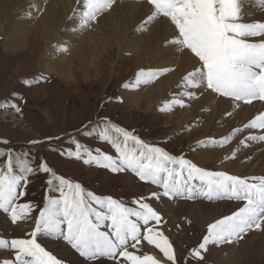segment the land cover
I'll return each mask as SVG.
<instances>
[{"label":"snow or ice","instance_id":"snow-or-ice-1","mask_svg":"<svg viewBox=\"0 0 264 264\" xmlns=\"http://www.w3.org/2000/svg\"><path fill=\"white\" fill-rule=\"evenodd\" d=\"M114 3L115 0H82L80 29L90 27ZM146 3L150 14L145 23L166 18L174 26L170 43L194 60L193 70L183 77L184 97L194 98L195 93L187 91L189 88H203L236 102L237 107L239 102L264 101V22H244L242 0H146ZM254 3L264 10V0ZM168 71L171 69H141L134 81L123 87L138 89ZM40 79L25 83L31 86ZM175 106L185 107L184 99H172L165 107L171 110ZM12 107L20 111L15 104ZM245 128L264 130V113L255 116ZM93 131L114 149L116 156L89 149L76 140L72 141L74 151L61 155L112 173L130 171L140 181L161 190L151 194L155 200L202 197L208 201L238 202L231 214L207 226V235L191 252L193 258L203 260L202 253L208 251L210 244L239 242L249 232L264 231V177H239L202 169L110 121L84 135L91 136ZM240 131L236 129L231 136L209 143L224 146ZM248 139L264 140V135ZM34 163L27 153L0 151V212L10 217L13 224L33 210L31 203H18L26 194L21 189L26 188L30 176L49 174L46 181L49 190L59 194L47 198L28 238H0V250L14 252L13 259H0V264H64L37 242L41 233L66 241L87 264H105V260L112 264H177L173 244L159 227L163 218L149 202L136 199L130 202L133 206H128L122 200L96 195L80 183L59 176L46 161L33 167ZM108 225L110 232L102 230ZM145 241L158 249L162 258L143 251L139 245Z\"/></svg>","mask_w":264,"mask_h":264},{"label":"rangeland","instance_id":"rangeland-1","mask_svg":"<svg viewBox=\"0 0 264 264\" xmlns=\"http://www.w3.org/2000/svg\"><path fill=\"white\" fill-rule=\"evenodd\" d=\"M13 12L14 15H12V20L14 21L16 11ZM107 12H109V10L106 11V13ZM253 17L252 15L245 16L244 22L246 20L249 22H264V20L257 19L259 18L258 16L253 15ZM2 19V23L5 25L6 20H4V18ZM77 22H79V18ZM7 27L6 24L2 30L0 28V141H8V143H0V151L7 152L11 150L17 154L27 153L28 158L35 162L33 167L38 165L41 161H46L59 176L80 183L87 191H91L96 195L102 197L111 196L117 200H122L128 206H133L130 203L133 200H145V198V202L149 200V203L153 205L152 202H155V199H153L150 194H152L153 191L155 192V189L156 192H160L161 190L151 183L140 181L139 178L130 171L112 173L108 169L86 165L82 160L69 159L66 155H61V153H67L69 150L74 151V145L72 144L73 140L78 141L89 149H99L106 154L116 156L117 154L114 149H112L108 143L101 141L96 136L95 131H93L91 136L84 135L89 129H94L97 125L102 127L105 121H110L112 124L132 132L150 145L162 147L171 155L177 157L183 156L185 159L195 163L193 161V156L198 147L195 146H202L200 142L196 144V140L206 135L204 131H201V124L196 121L189 126L181 128L177 127L174 123H170L171 119L168 117L179 109H189V104H185V107L175 106L171 110H167L165 106L170 103L172 98L169 97L174 94L170 92L171 94L168 93L166 95L167 98L160 99L158 108L151 111H147L144 105L138 110L132 106H126L123 100L122 90L128 92V89H125L123 85L130 84L135 75L134 67L131 62L133 58L132 53L124 52L120 54L113 50L115 54L112 52V56L109 58L102 53H98L97 49H94L93 53L96 52L97 55H95V58L92 57L91 61L83 57V61L87 65L84 63L85 66H82V68L75 60L72 61L71 74L73 80L67 85L58 80L56 75H54L55 73L48 72V68H51V66L58 67L57 65L60 64L62 59L66 62L69 59L68 55L78 46L77 42H73L74 40L71 43L67 42L68 44L64 43V38H67L66 35L72 34L71 29L68 28L67 25L61 29L62 33L60 37L58 36L60 31H54L53 36L55 37V42L50 46L45 45V41L42 40H48V38L50 40L49 35H46V33L44 34L45 30H41L43 34L41 36L30 33L25 49H21V51L18 50L17 52L8 47L10 46V42L6 41L5 38L8 31ZM104 29L105 27L101 24L100 29H98L96 33L98 34L102 30L104 31ZM135 31L137 33H144L145 29ZM45 35L46 37H44ZM13 44L15 43H12V46ZM172 46H174L178 52H181L177 46ZM65 48H67L68 51H63ZM49 50L52 53H49ZM58 59L60 61H58ZM43 60L44 63L47 62V68H41L39 65V61L42 62ZM69 62L71 61L68 60L66 63ZM148 65L150 66V64L146 63L143 69H151ZM81 69L85 70L83 71ZM152 70H154V68H152ZM155 70H157V68ZM38 77H42L39 83H33L31 86L25 83V81H35ZM158 79L148 83V86L146 84H144V86L146 89L155 86ZM134 94L135 93H133V95ZM178 98L188 100L182 93L179 94ZM195 99L196 98H192L188 101H194ZM262 102L264 103V101ZM13 104L19 107V112L12 107ZM209 112V110H202L199 112V115H205L206 117L211 116L214 118L213 114ZM197 118L202 119L203 117ZM228 118V115L222 116V119L227 120ZM239 127L234 128V130L241 129L235 136L241 138L243 134L248 132H252L248 135L250 137L257 136V129H246L245 126ZM232 133L233 132H231V134ZM253 133H255V135H252ZM231 134L229 136H231ZM235 136L232 140L238 138H235ZM221 139L210 138L208 141L206 139L202 148L215 147L224 149L229 147L230 143H227V146H216L209 143V141H218ZM242 141L244 142L245 139L239 141V149L243 150L245 147L246 150L250 149V143H241ZM248 141H259L264 144V140L259 139H249ZM193 142L194 146L192 144ZM254 157L255 155L246 159L244 162L247 163V161L253 160ZM234 161L235 157L228 154L226 162L233 163ZM196 165L205 170L220 171L217 166L212 164L205 167L198 164ZM223 172L229 173L227 171ZM252 177H264V175ZM49 178L50 175L45 173L32 175L29 178L30 182L27 184L26 188L21 189V191H24L26 194L18 203H31L33 205L31 214L25 218L26 227L19 222L13 224L10 217L0 212V216L5 217L9 223L7 238L5 239L28 238V233L34 230L35 224L33 223L38 219L39 212L43 209L47 198L49 196L58 197V193L49 190V186L46 183ZM128 179H131L130 182ZM149 189L152 190V193L148 194ZM170 200H174L173 204L175 207L177 202L192 204L202 201L203 203L211 204H238V202L235 201L229 202L227 199L208 201L202 197L192 200L184 198ZM178 208L179 207H176L174 210V214L178 218L177 225L175 226L177 229L180 228L178 232H184V238H182V236L180 237L182 239L176 242L174 238H170L167 234H164L173 244L177 257V264H214L212 260L214 255H212L209 250L202 253L204 256L203 260L193 258L191 252L194 248L198 247L203 237L207 235V226L214 223L217 219L209 223L201 231H198L197 228L194 227L193 221L189 217L182 215L180 208ZM160 213L161 211L159 214ZM160 215L163 219H166L164 214L162 215L161 213ZM167 221V219L162 220V224L159 226L163 233H165V231L162 225H166ZM102 230L110 232V225ZM253 232L254 231L251 233ZM247 235H245V237ZM258 239V241H255L256 237L253 239L256 242L255 250L254 252L252 251L251 256L246 255L248 258L243 256V264H264V240L261 237ZM51 241L53 245L59 241L65 248L67 247L66 249L68 251L84 259L80 257L74 249L70 248L63 239L51 238ZM37 242L41 244L38 236ZM41 246L44 247L42 244ZM139 247L146 253L148 250H152V253L148 254H157L156 256L158 258H162V254L159 253V250L155 249L154 246L147 245L146 241L142 242ZM45 249L50 251L46 247ZM219 249L221 248L219 247L217 251ZM7 253L5 257H0V259L14 258V252L7 251ZM217 253L218 252H216V255L219 256L220 252Z\"/></svg>","mask_w":264,"mask_h":264},{"label":"bare ground","instance_id":"bare-ground-1","mask_svg":"<svg viewBox=\"0 0 264 264\" xmlns=\"http://www.w3.org/2000/svg\"><path fill=\"white\" fill-rule=\"evenodd\" d=\"M81 4L82 0H80V3H78V0H0V28L2 30L6 24L8 26L7 34L6 36L4 35L6 41L10 42V46L8 47L16 52L25 49L30 33L41 36L43 35L41 30H45L44 34L49 35L50 40L49 38L48 40H42L45 41V45L50 46L55 42V37L53 36L54 31H60L58 34L60 37L62 33L61 29L67 25L71 29L72 34L66 35L67 38H64V43H71L73 40V42L78 43L77 48L68 55V60L71 62L66 63L68 60L65 62L64 59L61 61L58 59L60 61V64L57 65L58 67L51 66V68H48V72L55 73L54 75H56L58 80L64 84L68 85L73 80L71 74L72 61L75 60L82 68V66H85L83 57L91 61L92 57L95 58V55H97L96 52L93 53L94 49H97L98 53H102L109 58L112 56V52L115 54V51L120 54L124 52L133 54L131 62L135 75L130 83L134 81L136 74L144 68L146 63L150 64L148 66L151 69L154 68V70L156 68L157 70L171 69L164 76H160L155 86H149L150 88L146 89L144 85H141L138 89H128V92L122 90V96L126 106H132L138 110L144 105L147 111H151L158 108L160 99L165 98L168 93H174L173 96L169 97L172 99L178 98L181 93L183 94L185 91L183 88V77L193 70L194 60L186 51L178 52L172 46L170 41L174 37V26L166 18H157L155 21L146 24L145 21L150 14V6L146 1L115 0L109 12H104L97 18L96 23L94 22L90 27L81 30L79 22H77L79 13L82 11ZM13 11H16L14 21L12 20V15H14ZM242 14L243 17H247L248 15H252L253 17L254 15L259 17L257 19L264 20V10L256 7L254 0H242ZM2 18L6 20L5 25L2 23ZM245 22L249 21L246 20ZM101 24L105 29L97 34L96 31L100 29ZM140 29H145V32H139V34L135 31ZM12 43L15 44L12 46ZM49 53L52 52L49 50ZM39 65L41 68H47L48 64L47 62L44 63L43 60L42 62L39 61ZM146 85L148 86L149 84ZM187 91L195 93L194 98H196L194 101H188L189 99L185 100L183 98L184 103L189 104L188 106L190 108L187 110L177 109L178 111L168 117L171 119L170 123H174L177 127L181 128L189 126L196 121L201 124V131H204L206 135L196 140V144L200 142L202 146H195L198 147L196 148V152L193 151L195 152L193 161L203 167L211 164L215 165L220 171H227L229 174L231 173L237 176L252 177L264 175V144L259 141L249 142L248 138L250 136L248 135L252 132L243 134L241 138L235 136V138H238L236 140L231 139L229 147L224 149L215 147L202 148L206 139L208 141L210 138L221 139L227 137L231 132H234L235 127L247 125L255 116L263 113L264 103L259 100L253 101L252 104L240 102L237 107L236 102H231L227 98L220 97L209 89L189 88ZM133 93L136 95H133ZM202 110H209L214 118L199 115V112ZM223 115H228L229 118L227 120L222 119ZM197 117L203 118L200 119ZM256 132L257 136H262L264 130L257 129ZM252 135H255V133ZM242 139H245V143H250V149L246 150V147L243 150L239 149V141ZM192 144L194 146V142ZM228 154L235 157L233 163L226 162ZM254 155L253 160H249L247 163L244 162ZM128 180L130 182L131 179ZM149 193H152L151 189L148 190ZM173 203L174 200H168L166 197H163L160 200L153 201L152 206L158 212L161 211L162 215L164 214L168 220L166 225H162L165 231L164 234H167L170 238H174L176 242L184 238V232H178L180 228L177 229L175 226L177 225L178 219L174 214L176 207H179L181 214L189 217L193 221L194 227L198 231H201L209 223L215 221V219H220L231 214L236 210L238 205L229 203L211 204L201 201L192 204L177 202L175 207ZM19 223L24 227L27 226L25 219L19 221ZM8 229L9 223L5 217L0 216V238H7ZM255 237V241H258L260 237L264 240V231L250 232L239 242L225 243L219 246L210 244L208 250L214 255L212 259L214 264L244 263L243 256H251L252 251L254 252L255 250L256 242L253 240ZM38 239H40L41 244L50 250L53 255L64 261V264H87L84 259L68 251L66 249L67 247L65 248L59 241L53 245L51 237L42 233L38 234ZM219 247L221 249L217 251ZM216 252H220L219 256L216 255ZM147 253H152V250H148ZM6 254H8L6 250H0L1 258L5 257ZM247 256L246 258H248ZM105 264H112V262L106 260Z\"/></svg>","mask_w":264,"mask_h":264},{"label":"crops","instance_id":"crops-1","mask_svg":"<svg viewBox=\"0 0 264 264\" xmlns=\"http://www.w3.org/2000/svg\"><path fill=\"white\" fill-rule=\"evenodd\" d=\"M164 226V225H163Z\"/></svg>","mask_w":264,"mask_h":264}]
</instances>
